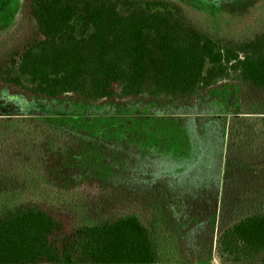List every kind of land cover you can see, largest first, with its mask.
I'll return each mask as SVG.
<instances>
[{
  "label": "trees",
  "instance_id": "1",
  "mask_svg": "<svg viewBox=\"0 0 264 264\" xmlns=\"http://www.w3.org/2000/svg\"><path fill=\"white\" fill-rule=\"evenodd\" d=\"M22 9L26 32L0 44V90L76 105L194 106L226 82L264 126V30L236 43L214 37L172 0H24ZM44 132L36 146L47 150L55 135ZM93 158L67 140L34 159L30 193L0 205V264H163L159 196L113 184L107 190L124 203L83 215L55 201L81 177L99 182L108 162ZM219 246L233 263L264 264V211L236 220Z\"/></svg>",
  "mask_w": 264,
  "mask_h": 264
},
{
  "label": "rangeland",
  "instance_id": "2",
  "mask_svg": "<svg viewBox=\"0 0 264 264\" xmlns=\"http://www.w3.org/2000/svg\"><path fill=\"white\" fill-rule=\"evenodd\" d=\"M23 1L0 0V44L26 32ZM172 1L203 30L233 43L264 30V0ZM42 127L55 135L47 150L36 146L46 136ZM67 140L108 164L93 174L99 182L81 177L56 202L76 205L82 215L98 203L112 212L124 202L110 185L135 195L144 188L161 199L163 264L257 263H233L219 246L236 220L264 211V126L259 114L244 112L232 83L194 106L144 98L76 105L0 90V205L29 194L39 172L34 159L60 151Z\"/></svg>",
  "mask_w": 264,
  "mask_h": 264
}]
</instances>
